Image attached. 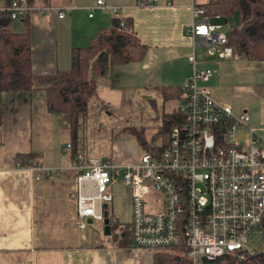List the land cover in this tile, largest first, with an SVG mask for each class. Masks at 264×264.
<instances>
[{
  "label": "crops",
  "instance_id": "1",
  "mask_svg": "<svg viewBox=\"0 0 264 264\" xmlns=\"http://www.w3.org/2000/svg\"><path fill=\"white\" fill-rule=\"evenodd\" d=\"M98 1L52 0V9H36L27 20L13 22L14 31L29 28L36 74L70 69L73 50L89 47L96 34L112 27L119 15L133 19L134 31L147 48L141 59L113 64L97 77V95L87 114L80 117L74 156L71 150L65 151L71 143L69 116L49 111L45 89L3 93L0 264L154 263L149 250L121 247L113 235L105 233L104 223L91 227L93 220H88L85 229L79 227L75 160L79 153L102 154L100 158L119 166L113 170L117 179L124 166L136 162L143 150L134 136L115 135L126 125L143 126L150 144L160 132V125L154 128L145 121L136 124L130 120L115 132L118 117L125 113L130 117L134 102L144 95L158 94L163 86L175 91L166 99L162 113L184 107V87L194 69L189 59L194 39L188 32L194 21L192 7L210 0H103L107 9ZM59 10H65L64 17L59 16ZM195 43L197 67L212 72L207 84L213 97L229 103L237 113H248L252 126L264 127V61L210 56L200 38ZM174 102L183 105L167 109ZM114 200L113 194V207ZM106 209L114 222L120 223L114 213L112 216L110 204Z\"/></svg>",
  "mask_w": 264,
  "mask_h": 264
},
{
  "label": "built area",
  "instance_id": "2",
  "mask_svg": "<svg viewBox=\"0 0 264 264\" xmlns=\"http://www.w3.org/2000/svg\"><path fill=\"white\" fill-rule=\"evenodd\" d=\"M98 3L107 9L103 0ZM36 9L52 6L38 7L29 0L0 5L13 20H25ZM192 10L188 32L194 39L189 56L194 69L184 87V121L159 132L151 149L123 168L121 179L132 192L131 246L155 254L184 242L191 264H245L264 251L252 244L264 238V127L252 126L248 113L235 112L211 94L207 83L212 72L197 67L195 39L200 38L210 56L232 58L228 21L220 14H206L201 6ZM58 13L61 18L66 14ZM240 127L248 131L245 143L236 136ZM71 148L69 143L65 151ZM117 167L108 158L76 156L81 229L88 220H104L105 207L113 201L110 185Z\"/></svg>",
  "mask_w": 264,
  "mask_h": 264
},
{
  "label": "trees",
  "instance_id": "3",
  "mask_svg": "<svg viewBox=\"0 0 264 264\" xmlns=\"http://www.w3.org/2000/svg\"><path fill=\"white\" fill-rule=\"evenodd\" d=\"M10 4L12 0H4ZM32 5L52 6V0H29ZM206 14L222 15L227 21L237 18L228 33V43L234 55L249 60L264 61V0H210L201 6ZM28 19V18H27ZM26 19V20H27ZM115 18L113 26L101 29L91 45L76 48L72 52V65L68 70L56 74H36L32 65L31 36L28 26L25 31L13 30L10 13L0 10V124L3 122L4 92L24 93L43 88L47 93L50 112L67 114L70 122L71 153H77L80 117L89 111L91 100L97 95V77L113 64L128 63L141 59L146 46L141 44L134 31L133 19ZM138 51V55L136 53ZM159 93L170 98L175 88L163 86ZM182 93L184 90H181ZM153 104H156L154 100ZM105 109L106 107L103 106ZM160 132L165 133L174 125L184 121L181 108L164 111L159 116ZM134 136L143 151L150 150L146 129L143 126L126 125L120 134ZM111 235L121 247L132 244L131 226H121L110 217ZM264 225V222H263ZM188 248L184 242L157 251L153 264H191L187 256ZM245 264H264V251L248 257Z\"/></svg>",
  "mask_w": 264,
  "mask_h": 264
},
{
  "label": "rangeland",
  "instance_id": "4",
  "mask_svg": "<svg viewBox=\"0 0 264 264\" xmlns=\"http://www.w3.org/2000/svg\"><path fill=\"white\" fill-rule=\"evenodd\" d=\"M237 18H230L228 21V24L225 28L226 32L229 33L231 28L237 24ZM154 100L156 101V104H153ZM166 98L162 95L158 94H152L150 96H143V98L138 99L137 102L133 103L132 107V114L130 117L128 116V113L121 115V118L118 117V121L120 124H118L115 127V132L119 131V126H123L127 124L130 121L133 123H141L145 121L146 123H150L151 127H158L160 125V119L156 122V116L158 114L162 113L163 105H165ZM174 105H183L182 102H174L171 105L169 104L167 106V109H170ZM125 119H127L125 122ZM237 139L240 141V143H245L248 140V131L244 127H240L236 132ZM158 139V136H156L154 142L156 143ZM112 140V139H111ZM98 157H104L102 154H98ZM97 156V155H96ZM122 174L119 175L117 179L114 178L112 186H113V194L115 197L114 200V207L112 206V203H110V212L111 214L114 213L115 217L119 219V222L121 226H131V215H132V192L131 188L129 186L124 185L122 181ZM114 208V211H113ZM113 216V214H112ZM104 221H93L91 222V227H96L97 225L103 226ZM252 244L256 247H258L261 250H264V238H256V240L252 241Z\"/></svg>",
  "mask_w": 264,
  "mask_h": 264
},
{
  "label": "water",
  "instance_id": "5",
  "mask_svg": "<svg viewBox=\"0 0 264 264\" xmlns=\"http://www.w3.org/2000/svg\"><path fill=\"white\" fill-rule=\"evenodd\" d=\"M107 206L105 207V211H104V230L105 233L110 235L111 234V223H110V216H109V211L106 209Z\"/></svg>",
  "mask_w": 264,
  "mask_h": 264
}]
</instances>
